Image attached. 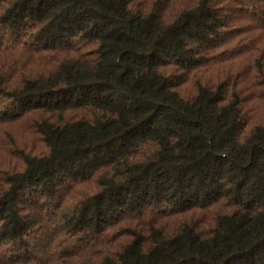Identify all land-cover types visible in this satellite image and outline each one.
<instances>
[{
  "label": "trees",
  "instance_id": "1",
  "mask_svg": "<svg viewBox=\"0 0 264 264\" xmlns=\"http://www.w3.org/2000/svg\"><path fill=\"white\" fill-rule=\"evenodd\" d=\"M0 132V264H264V0H0Z\"/></svg>",
  "mask_w": 264,
  "mask_h": 264
},
{
  "label": "rangeland",
  "instance_id": "2",
  "mask_svg": "<svg viewBox=\"0 0 264 264\" xmlns=\"http://www.w3.org/2000/svg\"><path fill=\"white\" fill-rule=\"evenodd\" d=\"M30 123L20 122L16 123L15 125H12V129L10 131L13 132V135L17 141L16 148L22 149V150H33V147L35 146V150L37 153H41L45 151L42 144L40 143V138L38 135H36L33 132H30ZM5 135H2L0 132V164L3 166H10L14 163L13 167H16L19 165V162L13 156H10L8 153V150H6L5 142ZM29 153V152H28ZM11 161L12 164H8V162ZM19 168L20 165H19Z\"/></svg>",
  "mask_w": 264,
  "mask_h": 264
}]
</instances>
